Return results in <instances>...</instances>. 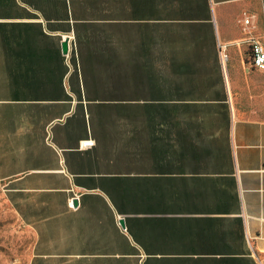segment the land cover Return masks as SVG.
Listing matches in <instances>:
<instances>
[{
  "label": "crops",
  "instance_id": "obj_1",
  "mask_svg": "<svg viewBox=\"0 0 264 264\" xmlns=\"http://www.w3.org/2000/svg\"><path fill=\"white\" fill-rule=\"evenodd\" d=\"M0 23V66L19 69L0 81L17 85L9 87L17 98H0V181L34 233L28 264H111L126 244L144 242L168 250L158 253L165 264H264V120L240 115L233 99L239 75L252 70L250 37L264 43V0H0ZM208 31L223 76L204 73L218 65ZM156 51L179 52L193 71L93 74L109 57L121 65ZM122 82L136 83L140 101L150 96L143 84H165L168 97L193 107L162 124L133 108L125 140L96 141L76 117L89 119L90 104L116 97L105 85ZM85 139L93 144L80 145ZM128 222L147 240H136Z\"/></svg>",
  "mask_w": 264,
  "mask_h": 264
},
{
  "label": "trees",
  "instance_id": "obj_2",
  "mask_svg": "<svg viewBox=\"0 0 264 264\" xmlns=\"http://www.w3.org/2000/svg\"><path fill=\"white\" fill-rule=\"evenodd\" d=\"M145 7V5H133L134 9H139L141 11V8ZM3 24L0 23V31L3 28ZM139 31H146L145 25L139 24ZM155 31H158V26L154 27ZM168 31H177L175 28L173 29H167ZM166 31V28H165ZM207 36V44L211 49V52L216 57V60L218 61V65L216 70L211 68L209 70H206L204 72L205 74L214 75L215 71L219 73L220 76H223V67L220 61V55H219V46L216 40L215 35L212 34V31H208ZM172 44L174 41H177V38L173 36ZM112 54L113 53H109ZM136 55H139V59L133 62H130L129 60L123 61L120 64L114 65L113 57H109L107 59V66L105 68H100V73H93V74H104L106 76L110 77H129L133 76L132 79H143L144 77H149L152 79L157 78H163L164 76H179V75H189L191 74L190 71H193L192 69H189L187 66H181L179 60L180 53L176 51H156V52H139L136 53ZM76 54L74 53V60L76 58ZM63 60L65 61L66 65L69 67V63H71L72 58L69 62H67L66 56L62 55ZM78 60V59H77ZM216 63V62H215ZM3 63L0 62V65ZM66 68V71L69 68ZM91 70H97V69H91ZM197 70V72H201ZM20 73H22L20 71ZM197 73V74H198ZM203 74V73H200ZM19 75V69L17 68H10V67H3L0 66V81H2L5 77H17ZM136 85V83L133 82H122V83H111L107 86V90L111 93L112 96H116L115 98L109 99L107 101H101V102H93L90 104L89 112L90 116L89 119H87L85 116H83L81 119L76 117V122H80L81 124L90 125L92 128L93 135L97 136L94 138L96 141L102 142L105 141H111L115 140V138H119V140H125V137L129 135L128 130L123 129H129L130 125L133 123L132 118V109L138 108L144 110V112L148 113L150 110L152 112L151 115H149V122L150 123H176L177 121L172 116V112L174 109L182 107V108H190L193 107L191 103H186L184 105H181L180 103H177L171 99V97L167 96V93L164 91L165 84L161 83H149L148 85L143 84L142 86H149L150 88V96H142L145 97L146 100L140 101L139 98H136L137 96H132L131 94V88L132 86ZM17 85H9L4 84L3 82H0V98L2 96H11L12 98H17L16 94L10 93L11 88ZM11 92H15V90L12 88ZM168 99V100H167ZM171 99V100H170ZM192 105V106H191ZM2 105L0 104V127L2 125ZM107 126V128H106ZM120 126V127H115ZM108 129L107 131H104L103 129ZM114 128L118 130H114ZM120 129V130H119ZM46 140L49 146H51L54 150V142L53 139H51V136L49 135L47 131ZM87 140V139H85ZM80 141V145H81ZM93 147V146H92ZM56 150L59 152L60 149L56 148ZM55 150V151H56ZM125 200V196L122 197ZM128 230L130 233H132L136 240L138 241H146L147 240V234L145 230H143L141 233L137 234L134 233L133 230H131L130 224L128 222L127 224ZM127 229H123V235H125ZM129 243V242H128ZM140 246V247H138ZM141 248V249H140ZM162 244H148V243H140L137 244H126L123 250V253L127 254L126 256H123L117 260H114L111 264H165V261L163 260L162 255H158V253H162L164 250ZM142 250V251H141ZM168 251V250H167ZM146 254V258L143 260V254ZM166 260V264H169L168 259ZM31 264H46V261L42 260H33ZM62 264H101V260L97 257L92 258L89 261H83V260H75V261H68L64 262Z\"/></svg>",
  "mask_w": 264,
  "mask_h": 264
},
{
  "label": "rangeland",
  "instance_id": "obj_3",
  "mask_svg": "<svg viewBox=\"0 0 264 264\" xmlns=\"http://www.w3.org/2000/svg\"><path fill=\"white\" fill-rule=\"evenodd\" d=\"M234 105L240 115L264 120V73H241L233 86ZM34 233L18 218L0 181V264H28Z\"/></svg>",
  "mask_w": 264,
  "mask_h": 264
},
{
  "label": "built area",
  "instance_id": "obj_4",
  "mask_svg": "<svg viewBox=\"0 0 264 264\" xmlns=\"http://www.w3.org/2000/svg\"><path fill=\"white\" fill-rule=\"evenodd\" d=\"M250 19L246 18L245 23H249ZM250 44V62L249 65L252 69H256L259 71H262L264 73V43L256 38V37H250L249 39ZM227 55L224 54L223 57L225 58ZM93 144V140L87 139L82 140L81 145L82 146H90Z\"/></svg>",
  "mask_w": 264,
  "mask_h": 264
},
{
  "label": "water",
  "instance_id": "obj_5",
  "mask_svg": "<svg viewBox=\"0 0 264 264\" xmlns=\"http://www.w3.org/2000/svg\"><path fill=\"white\" fill-rule=\"evenodd\" d=\"M62 47H63V52L67 53V51H68V40L63 41ZM73 203L76 205L78 203V199H74ZM120 224L124 229H126L125 220L123 218H120Z\"/></svg>",
  "mask_w": 264,
  "mask_h": 264
}]
</instances>
